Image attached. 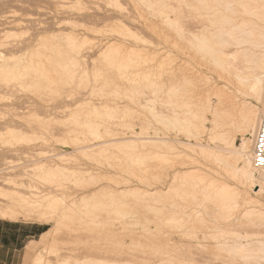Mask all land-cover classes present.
Instances as JSON below:
<instances>
[{
  "label": "bare ground",
  "instance_id": "1",
  "mask_svg": "<svg viewBox=\"0 0 264 264\" xmlns=\"http://www.w3.org/2000/svg\"><path fill=\"white\" fill-rule=\"evenodd\" d=\"M117 1L119 2V0H115V2H117ZM141 1H143V5L147 6L148 8H151V9H154L155 8L154 4H156V3L158 4L159 1H160L159 3L164 2V0H141ZM153 1L156 3H153ZM179 1H181V0H179ZM196 1H198L199 5H201L200 3H204V0H196ZM209 1H211V6H209L207 4L208 10L207 9H206V11L204 10L203 11L204 14L201 13L202 11H199L200 14L195 13L196 17H194V18H196L197 20H201V18H202L204 20L205 18H203V17L206 16L207 19L210 18L209 19L210 20V26H206L205 23L203 22V20L201 22H198V23L203 22L205 26L202 27L201 32H199L198 34L192 35L193 37L190 39L191 40L190 45H191L192 49L191 48H189V49L192 50L193 52L194 51L197 52L198 55H201V58H204L203 59L204 61H205V59H208V60H210V61L206 60L208 63L211 64V62H212V65L214 68H211L212 66H209L210 64L208 65V67L210 68V73H212V75L216 76V77H212V75L211 76H204L203 75L202 77H199V76H197V77H186V79H185L186 81L189 80V81H191V83L194 84V87H193L194 89L192 91V97H191L192 100H190V96H189V98H188L189 101H186L185 99L187 97L183 98V96H182V97H180V98H182V100L179 101L178 97H179V94L182 92H180L181 90L177 86L176 87L178 89L173 87L174 86V84H173V86H172V88H170L169 92L167 91L168 98L170 97L169 99L171 101H169V99L167 98V95L164 93V95H166V97H164L163 102L161 99L159 100V98H155L156 100L152 101L154 99V97L157 96L156 94H154L153 99L149 98L150 100L152 99L151 101L147 100V102H145L144 105L141 104L142 106H144V108H146V109H144V108L143 109H144V111L146 110L148 112V114L151 112V115H152V112H153V114L155 111L157 112L156 115H158V116L154 115V119L157 118L156 121L161 120L163 123L170 126V128H168L169 130L167 133H164L165 130H161V131L156 130L155 129L156 127L155 128L153 127L154 128L153 129L150 126V123H148L146 125V122H148V120L146 121V119L150 115L149 114L145 119V121H146L145 125L147 128L144 127V129L146 131H143L142 133L141 132L140 133H137V132L132 133V135H130L131 137H129V136L127 137L125 135L126 137H123V138H121L122 135H121V137L119 136L120 134L119 135L118 134L110 135L111 133H108V132H114V131H111V129L109 131L108 126L106 129V127L104 126L105 123L102 124V122H101V120H104V119L100 120V122H101V124H100V123H98L99 121H97L95 119H93L94 121H92V118L93 117L95 118L97 115L101 116L103 114H107L110 116L111 119H113L114 114L116 113L115 114V116H116L121 109L119 107V105L116 104L117 106L116 107L112 106L113 107L112 108V107H109V105L106 103L107 104V107H106L105 106L106 104L104 105L103 104L104 102H103L102 104L104 105V107H101V106L96 107V106H93L90 104L92 106L90 108V105L86 104V105H89L88 107L90 109L94 108V111H95L92 114V110H90V112H91L90 114H92V115L90 116V114L88 113V116L91 118L89 120L85 119L86 122L82 121V122L86 123V124L85 123L84 124L87 128V132H88V129L90 131H91V129H94L89 133L92 134V132L95 131L93 133V137L95 138V137L99 136L100 141H103L101 144L105 145V147H107L106 149H111V148L115 147V150H113V151L110 150L109 151L110 153L109 152L107 153L110 156V157H108V155H107V158L110 159L112 157L111 158L112 164L114 165L112 169H114V167H115L116 171L118 170L121 174H123L122 176H124V177H122L121 174H119L120 176L119 175L117 176V173L112 174L113 176L112 175L110 176L109 174H108L109 176H107L106 173H102V174H106V176H102L101 174H100V176H98V174L91 175L92 176L91 181L95 180V182L94 181H93V183H91L90 181H89L90 183L87 182V184H88L87 187H90V186H94V188L97 187L95 185L96 184L98 185V182H101V179L103 177L108 179L112 183V185H108V187L106 186V187H102V188L99 187L100 189L95 191V193L92 191L94 193L93 196L89 199H87L89 196L87 198H82V200L79 202V204H77L76 202H73V203L67 205V203L65 204V201L63 200L64 198H62V199H60L61 197L60 198H58V197L52 198L53 202L49 201V205H48V203L46 205V206H49V208L47 207V210L48 209L51 210L48 213L49 216H48L47 212H45L43 214L41 213V215L36 217L37 221L35 219L34 220L38 223H42L45 225L53 223L54 224L53 231L52 232H46L45 234H43L40 242H32L31 244H29V247L27 248L28 254H31L32 252H34L35 250H37L41 246L44 248V251H46L47 250L46 246H47L48 240L50 238H54V236H55L54 233L55 232L57 233V231H59L62 227H65V226L70 227V226H74V224L78 225V224L74 223V221L75 222L78 221L79 224L84 222L85 224L82 223L84 226L93 225V228H94V225H96V224H97L96 226H99V223H96L97 218H95V215H97L95 213V210H97V209L100 213L102 210H104V208H105V210L103 211V213L107 212V210H108L109 213H112L111 215L114 216L113 217V218H115V221L113 220L114 222H117L118 224H119V222H120V224H122V223L124 224V222H125V224H127V225L124 224L126 227L123 224L121 225V227L124 226L126 229L128 226L130 228V225H128L129 224L128 222L131 221L134 217L138 216V215L134 216V214L139 213L140 212L139 209H142L141 211H143V213H145V215L146 214L149 215V216L147 215L149 217V218H147V220L150 219L151 214H154L155 218L157 219V221H155V222L158 225H155V227L156 226H158V227H157L156 231H155V229L153 231L156 232L155 237H156V241L158 243L157 254L159 255L158 256L159 257V264H199V263H202V264H219V263H226V264H264V205L260 201V199L264 196V181L259 179L260 176L262 177V179H264V172L257 169V167L254 165V156H253V137H254L260 123L264 121V0H209ZM77 3L79 4L80 1L78 0ZM206 3H208V2H206ZM209 4H210V2H209ZM80 5H81V3H80ZM167 6H168V4H167ZM204 6L202 5V7H198V10H199V8L205 9ZM163 8H165V7H163ZM73 9H74V6H73ZM75 10L80 12L81 9L77 8ZM194 11H196V10H194ZM159 12H160V10H159ZM162 13L163 12H161L160 16H162ZM166 14H165V16H167ZM165 16H163V17H165ZM171 20L172 19H170V17L167 20L165 17L164 21H167L169 26L171 27V29H173L172 27L176 26V23L174 24V22ZM164 21H163V23H164ZM71 22L72 21H70L68 23V21H67L66 24L68 25ZM74 22H72V23L75 24ZM10 23L9 24L12 25V22H10ZM14 24L15 23H13V25ZM62 24H61V26H62ZM73 24H70L69 26H71V27L73 26V29H75L77 26L79 28L80 24L78 25L77 22H76L77 26L76 25L74 26ZM81 27H83L82 24H81L80 28ZM75 30H71V32H69V33L67 32L65 34L64 33H59V34H55V33H51V34L46 33L45 34L44 33L45 35L41 36L42 39L39 41L40 43L37 44L35 47H33V50L35 51L36 50L35 48H37L36 51L39 53L41 52V50L44 51V52H42L44 55L42 57L43 59L40 57L41 60L34 59V61H33L32 57L30 55H28V56H30V58L32 60L30 64L28 63L29 61L28 62L26 61L27 64H29L30 68L32 66V68L34 67L37 70H39L40 73L46 74V75H47V73H50V72L54 73L53 76L51 74H48V76L51 75L52 77L51 76H49V77L44 76L43 78H45V80L47 77L48 78L51 77L50 79H52L51 80L52 82H53V80L57 81L59 83H60V81H58V80H61L62 83H64V82L70 83V81L72 82V80L75 78H73L74 77L73 74H71L72 76H70V73L73 72L75 74L74 68H76V66L80 65V61H77L78 57H76V61H75V57H73V56L78 54L77 56L80 57L81 53L78 51H79V49H81L83 47V46H81V45H83V43L81 44L82 40H81V38H79L80 36H79V34H77L75 32ZM112 30L116 31V32H122L124 36L127 35V36H129V38L134 39L135 42L143 43L144 45H147V47L150 45L149 41L143 40L142 37H140V35L136 34L134 31L132 32V30L123 22H120V21L115 22L113 27H112ZM167 45H168V43H167ZM3 46H4V42H3V44H0V48H2ZM23 47L26 48L27 46H23ZM28 47H30V46H28ZM38 47L39 48L42 47V49L41 48L39 49ZM48 47L50 48L49 49L50 51L46 52L47 49L45 50V48H48ZM3 48H6V46ZM13 48H15V47H13ZM31 48H32V46H31ZM10 50H11V48H10ZM26 50H30V49L28 48ZM38 50H40V51H38ZM12 51H14V49H12ZM72 51H74L75 54ZM121 51H123V52L125 51L126 52L125 54H127V56L129 57V58L127 57L125 60L123 59L125 64H123L122 69L124 67L125 70L127 71V67L132 65L133 62H135V64H136V62L138 61V59H136L137 57L136 58L134 57L137 50L128 49L127 46L125 48V46L123 47V45L112 44V45L108 46L106 48V50H104V53L107 55L108 59H109L108 53L109 54L111 53L110 55H114V56H111L110 59L111 58L116 59V60H114L115 62H113V63L117 64L119 62L118 60H120L122 57L125 58V56H126V55H123L120 59H118V55L120 57V54H123V52L121 53ZM142 51H140V54H138L139 52L136 54V55H140L139 56L140 58L144 56V55H142ZM1 52L2 51H0V58H2V60H4L3 58H5V57H3V56L6 55V53L3 55V52L2 53ZM37 52H35V54H37ZM50 52L52 53V55L49 56V54H51ZM64 52L67 55L70 54V52H72L73 54L72 53L71 54L73 56L72 55L71 56H72L73 60L76 63L78 62L79 64L73 63L74 61L71 60L72 59V58H70L71 56L69 57V55L67 56L66 54L65 55H66L67 59H65V61H64L65 63H63V61H62V64H61V62H60L61 58H59V57L62 56V58H64L63 57ZM26 53L29 54L28 51L27 52L25 51L24 54L27 55ZM45 53L46 54L49 53V54L46 55ZM117 53H120V54L117 55ZM60 54H62V55L60 56ZM105 54H103V55H105ZM143 54H144V52H143ZM7 57L5 58L6 59L5 61H7V64H8L9 62H11V57L9 56L10 57L9 61H8ZM81 57H82V55H81ZM69 58H70L71 62H69L70 61ZM140 58H139V61H140ZM144 58L143 59L141 58V60L146 63ZM167 58L169 59V57H167ZM20 59H22V58H20ZM58 59H60L59 60L60 63L58 62ZM127 60L130 61V62L128 61L129 64H127L128 62L126 63ZM199 60H201V62L203 61L202 59H199ZM5 61H3V62H5ZM139 61L137 62L138 64H140V65L145 64L142 61H140L141 63H139ZM152 61H154V60H152ZM206 61L203 63H206ZM57 62H58V65H57ZM110 62H111L110 64L112 65V60H110ZM12 63H14V60H12ZM208 63H206V64H208ZM5 64L6 63L2 64V66L0 65L1 68H3V66ZM75 64H76V66H75ZM108 64H109V61H108L107 65ZM110 64L108 65L109 67H111ZM114 64H113V66H114ZM160 64H162V63H160ZM70 65L72 67H70ZM117 65H116V67H117ZM169 65H170V61H169ZM9 66H10V64H9ZM9 66L8 65L6 66V68L9 69L7 72L5 69L4 70L2 69L3 73L6 72L7 74L5 75L2 73L3 75H0L1 76L0 80L5 79V77H6V81H7L9 79V76L11 77V73H12V75L15 76L14 77L15 79L12 78V81L15 80L17 83L16 84L14 82L16 84L14 86L19 85V87H20L21 85H23V83H21V85L18 83V82H20L19 78L21 76V78H20L21 82H24L22 80H24V77L26 75L23 72L26 71L25 69L28 67V65L23 67L20 63V65L18 67L16 66L17 68L24 70V71L21 70V72H20V70L17 69V70H19L20 73L16 71V67L15 68L13 67L14 69H12V68H9ZM133 66H131V67L134 68ZM161 66L159 65V67H161ZM68 67H70L72 70L69 71ZM114 67H112L111 69H116V67L115 68ZM139 67L140 66H138V69H139ZM32 68H31V72L34 71V70H32ZM50 68H51V70L49 72ZM161 68H163V67H161ZM169 68H170V66H169ZM57 69H59V70H57ZM119 69H120L119 70L120 72L123 71L121 69V67ZM129 69H130V67H129ZM14 70L17 73L16 72L13 73ZM155 70H156V68H155ZM10 71H12V72H10ZM99 71L102 72L101 70H99ZM136 71L138 72L139 70H136ZM136 71H135V74H136ZM153 71H151V72H153ZM158 71L160 72V70H157V72L156 71L155 72L158 73ZM8 72L10 73L9 75H8ZM149 72L150 71H148V73ZM169 72H170V70L168 69V72H165V74L166 73L168 74ZM21 73H22V75H19ZM33 73H35V72H33ZM36 73H38V72H36ZM40 73H38V74H40ZM148 73H144V74L148 75ZM153 73H150L151 75L146 76L145 79L147 80V78L152 76ZM171 73L173 74V72H170L169 74L171 75ZM0 74H1V72H0ZM14 74H16V75H14ZM17 74L19 75V77H17ZM27 75H28V73H27ZM144 76L145 75H143V77ZM154 76H156V75L153 74V78H154ZM159 76H161V74H159ZM177 76H179V75H177ZM177 76H174V78L177 79L178 78ZM34 77H35V75H33V77H31V78H34ZM132 77H133V75H132ZM137 77L139 78V75ZM143 77H142V79H143ZM26 78H27V80H29L30 83L29 82L28 83L31 84L30 85L31 87H29V84L25 83L26 87L24 86L23 90L26 88V91H28V88H29V90H31L30 88H32L33 79H31V81H32L31 82L30 78L29 79H28V77H26ZM26 78H25V80H26ZM184 78H185V76H184ZM184 78L182 80H184ZM114 79H115V77H114ZM126 79L127 78H125V80ZM131 79H133V78H131ZM17 80H18V82H17ZM36 80H38V77L34 78L35 82H36ZM98 80L99 79H97V82H98ZM42 81H43V79H42ZM51 81H49V82L51 83ZM79 81H80V85H81L82 82L80 79H79ZM186 81H185V83H186ZM1 82H3V81H0V85H1ZM49 82H48V85H49ZM130 82H131V80H130ZM135 82H136V80H135ZM200 82H203L204 87H205L204 89H202V91L198 90L199 85H200L198 83H200ZM6 84H8V82H6ZM11 84L12 85L8 84L9 89L6 91L7 93L11 87H12V89L14 87L13 83H11ZM40 84L45 86L44 83L43 84L40 83ZM104 84L106 85V83H104ZM110 84L111 83L108 82L106 86H109ZM36 85H37V83H36ZM105 85H103V88L101 87V85H100L101 88H99L98 86H96V87L100 91V90L104 89ZM133 85H135V84L131 85L133 89L138 88V87L134 88ZM27 86H28V88H27ZM43 86H41V90H43V88H44V91H45L47 88H49L47 86H45V87H43ZM49 86H51V85H49ZM38 87H37L36 91L38 90ZM18 88L14 87V90H16ZM35 88H36V86L34 87V90H35ZM97 88H95V89H97ZM173 88H175V89H173ZM14 90H13V92H14ZM152 90L156 91L155 88H153ZM161 90H164V89H161ZM177 90H180V91H177ZM47 91H48V89H47ZM176 91L178 92V95H177ZM11 92H12V90H11ZM13 92L11 94H13ZM18 92H16V93H18ZM35 92H34V94H35ZM95 92L97 94V91H95ZM117 92H114V93H116L117 96H121V93L120 92L117 93ZM137 92L138 91H135L134 93H131V94L127 93L126 95H125V93L123 94V92H122L123 97L121 96L118 98H125L126 97L127 99L128 98L130 99V98L136 97V96L139 97L138 95H140V96L143 95L142 97H145V95H146L145 93H147L144 91H140L138 94H136ZM160 92H162V91H160ZM235 92L239 95H243L245 98L240 99L239 97L234 95ZM151 93H153V92H151ZM97 95H96V97H98ZM102 95H105V94H102ZM102 95L99 97H102ZM175 95H177L176 96L177 101L174 100ZM186 95L184 94V97ZM158 96L163 97L162 95H158ZM108 97H109V94H108L107 98ZM112 97H115V96H112ZM38 98H41L40 95ZM104 98H106V97H104ZM166 99H167V101H165ZM172 100H174V102ZM156 101L157 102L159 101V104L161 102V104H160L161 106L157 103L159 106L156 107V108H162V109H159V110H162L160 112H159V110L157 111L155 107H154L155 109L152 108V106H154L156 104L155 103ZM252 101H254V102H252ZM27 103H26V106H27ZM31 103L32 104H30V105H33V102H31ZM36 103L34 102L35 106H36ZM134 103L136 104V101H134ZM151 103H155V104L152 105ZM40 105L41 104L37 103L36 108L39 106V108H37V109H40L41 108ZM10 106L13 107V105H10ZM14 107H13V109H15ZM34 107L32 110H34ZM125 107H124V109H125ZM86 108H87V106L85 108L83 107L82 109L85 110V112L87 113L88 108L87 109ZM126 108H128V107H126ZM7 109H9V106ZM37 109H35V110H37ZM10 110H11V108H10ZM30 110H31V107H30ZM149 110H151V111L149 112ZM11 111L16 112L17 109L11 110ZM79 111L82 112L81 114H83V112H84V111H81L80 109H79ZM79 111L77 109L78 113H79ZM1 112H5V110L0 111V113ZM111 112L113 113V116H111ZM125 112H127V110H125ZM137 112L141 113L140 111H137ZM11 113L9 112V117H10ZM37 113H38V111H37ZM139 113H137V114H139ZM2 114L3 115H1V116L4 117V113H2ZM14 114H16V113H14ZM5 115H6V113H5ZM77 115H79V117ZM77 115L76 116L78 118H80V113ZM1 116H0V118H1ZM88 116L86 115L85 117H88ZM138 116L142 117L141 114ZM143 116H145V115L143 114ZM155 116H156V118H155ZM5 117H7V116H5ZM36 117H38L37 114H36ZM13 118H14V116H13ZM16 118H18V116H16ZM99 118H101V117H99ZM7 119H9V118L7 117ZM10 119H9V121H10ZM83 119H84V117H83ZM4 121H5V119H4ZM51 121H53V120H51ZM54 121H56V119H54ZM90 121L93 122L92 123L93 125L96 122L98 123V125L99 124L103 125L104 127L103 126H101V127L98 126V127H100V129L105 128V131L103 133H105L107 131L106 132L107 134L105 133L103 136L102 131H101L102 134L99 132V130H100L99 128H98L99 130L95 129V128H97L96 125L92 126V128H91V125H90L91 122ZM27 122L30 123V121H27ZM38 122H40V121H38ZM67 122L68 121L63 122L65 124L64 125L65 129H66V127L69 128L68 127L69 123H67ZM104 122H107V121H104ZM111 123L114 124V122H111ZM163 123L162 124L159 123V124L163 125ZM5 124L6 125L3 124V126L6 128H5V130H2V131H4V133L0 132V137L2 136V138L3 137L11 138L12 135L16 136V133L19 135L18 132H20V131H18V130L20 129V127H21V129H22V127H23V129L25 128L24 130L26 132L29 131L26 128H29V129L31 128V127H29L31 124L28 125L27 127L26 126L25 127L24 126L17 127L19 124L17 123L16 125H14V122L12 123V121L5 123ZM107 124H109V121ZM116 124L117 123H115V126H116ZM61 125H62V123H61ZM118 125L119 124H117V126ZM3 126H0V129L3 128ZM15 126L18 129L14 128ZM79 126H80V124H79ZM83 126L81 125L82 128H83ZM125 126H127V125H125ZM150 129L153 131H151ZM83 130L85 131L86 129L84 128ZM125 130H127V129H125ZM148 130H149V132H147ZM96 132H97V134H96ZM89 133H87V135H86L87 139H88V135H90ZM112 134H114V133H112ZM125 134H127V133H125ZM129 134H127V135H129ZM108 135L114 136L115 138L110 137ZM117 135L120 138H118ZM106 136L108 138L110 137V138H112V139L114 138V139L108 140ZM25 137H26V135H25ZM99 137H97V138H99ZM143 137H146V138H143ZM2 138H0V140ZM15 138L13 137V139H15ZM17 138H19V136ZM83 138L86 139L85 136ZM94 138H91V140H93ZM97 138H96V140H98ZM239 138H241V144L240 145L237 144ZM19 139L21 141V137ZM78 139H79V141L82 140V139L80 140V138H77V140ZM85 139L83 141L86 142ZM6 140H8V139H6ZM25 140L26 139H24L23 142H26ZM4 141H5V138H4ZM136 141L141 142V145L144 148V151L139 150V147L136 144ZM87 142H89V140H87ZM94 142H95V139H94ZM101 144L98 145L100 147V149L102 146ZM151 147H153V148H151ZM100 149H99V151H100ZM111 151H112V153H111ZM43 154H44V156H47V154H45V153H43ZM104 158H106V155H104ZM59 159L62 160L61 157ZM109 159H108V161H109ZM106 161H107V159H106ZM131 163H134V165L136 164L139 166L135 167L133 165V167L132 166L130 167ZM109 164H110V161H109ZM108 167H112V166L108 165ZM134 167L137 169H141L140 172L137 169L134 172V169H135ZM131 168L132 169L134 168V169L132 170ZM45 169H44V172H45ZM41 170H43V168H41ZM63 170L64 169H61L59 167L49 169L45 179H47L48 182H50V185H51V183H52V185L56 184L59 181L57 179V176H58V178H60V173H61V176H63V177H65V174H66V176H68L67 173H64L66 170H64V172L62 173ZM5 173H6V171H5ZM99 173H101V172H99ZM139 173H141V174H139ZM69 175L71 176V173ZM96 175L99 177V179H97L98 181L96 180V178H98V177H96ZM114 175H116V176H114ZM41 176L43 177L44 175H41ZM41 176H39V177H41ZM93 177H96V178H93ZM65 178H63V179H65ZM41 180H44V179H41ZM61 181H62V179H61ZM80 181L76 182V183L79 184ZM135 182L143 184L145 186H147V185L151 186L152 185L153 187H156L155 188L156 193L152 194L151 190L143 191V190H141V188L132 189L130 186L132 184H134ZM231 182H233V183H231ZM61 184H59L58 187L61 188V186H62ZM80 184H82V183H80ZM62 187H64V185ZM76 187H77V185H76ZM90 188H92V187H90ZM62 189H61V191H62ZM247 189H250V191L253 192L254 195H250ZM58 190H59V188H58ZM62 192H64V191H62ZM154 195L157 196L156 197L157 202H155V204H153L152 199H151V203H148V198H147V201H145L146 198L144 199V197L154 196ZM9 196H11V195H9ZM139 196H141L143 198V200H142V202H140V200H139L140 203L139 202L137 203V197H139ZM98 197H100V198L102 197L104 199V200H102L103 202L101 201V199L99 200ZM21 200H23V199H21ZM29 201H31V200H29ZM25 203H26V201H25ZM30 203H31V206H33V202H30ZM22 204H24V203L22 202ZM36 205L37 204L35 203V206ZM27 206L29 207L28 204H27ZM37 206L40 207L42 205L38 204ZM63 206H64V208H63V210H61ZM6 207L7 206H5V208H3V207L0 208V219L16 222L19 218H21V216H20L21 212L19 213L17 210H14L15 208L12 209L10 207H8V208H6ZM39 207H37V208H39ZM31 208H33V207H31ZM37 208L36 209L34 208L35 211L38 210ZM18 209H19V207H18ZM137 209L139 210V212L138 211L135 212ZM39 210L37 212H39ZM58 210H61L63 213L61 212L62 213L61 217L57 218L56 215H57ZM31 211H33V210H31ZM99 212H97V213H99ZM35 213L36 212H34V214L33 213H31V214L37 215ZM28 214H30V213H28ZM28 214H27V216H29ZM33 215H30V216L33 217ZM24 216H26L25 213H24ZM109 216H110V214H109ZM96 217H98V216H96ZM105 217H106V215H105ZM108 217H106V218H108ZM103 218L104 217H102V219ZM152 218H153V216H152ZM155 218L153 219V221L155 220ZM100 220L101 219L98 218L99 222L102 221V220L101 221ZM127 220H129V221L127 222ZM66 221L67 222L69 221V222L67 223ZM150 221H146V222L149 223ZM133 222H134V225H136L134 220H133ZM137 222L139 224L140 221H137ZM101 223H100V225H101ZM82 224H80V225H82ZM104 224H106V223H104ZM138 224L136 226H138ZM151 224H153V223H151ZM80 225H78V226L81 228ZM131 225H133V223ZM102 226H103V224H102ZM73 228H75V227H73ZM88 228L90 229V227H88ZM93 228H91V229H93ZM93 230L95 231V229H93ZM98 230H100V229H98ZM102 230H103V228H102ZM92 231H90L89 233H91ZM133 231H135V229ZM145 231H148V230H144V232ZM83 233H86V232H83ZM89 233H87V234H89ZM109 233L111 234L112 232L110 231ZM93 234L94 233H92V235ZM51 241H52V239H51ZM85 243H86V241H85ZM52 250H53V248H52ZM49 254H52V251ZM78 261L75 264H96L95 259L91 256L84 258L83 261H80V262H78ZM99 261L102 262V264L106 263V261L104 263L101 260H99ZM99 261H97L98 262L97 264H101ZM107 263L111 264L109 262H107ZM36 264H49V263H47L44 260L43 256H39V258L36 259ZM114 264H117V263H114Z\"/></svg>",
  "mask_w": 264,
  "mask_h": 264
},
{
  "label": "rangeland",
  "instance_id": "2",
  "mask_svg": "<svg viewBox=\"0 0 264 264\" xmlns=\"http://www.w3.org/2000/svg\"><path fill=\"white\" fill-rule=\"evenodd\" d=\"M77 1L78 0H0V44H3V42H4L3 47L6 46V48H3V47L0 48V51L3 52V55L6 53V55H4L3 57L6 58L8 56L7 57L8 61L10 60V57H11V62H9L8 64H7V61H5L6 60L5 58H3L4 60H2V58H0L1 59L0 60L1 66H2V64L6 63L3 66V68H1V66H0V72H1L0 75H3V74L6 75L7 74L6 72L9 69L6 68V66L7 65L9 66V64H10L9 68H12V69H14L16 66L18 67L20 65V63L23 67L28 65V67L25 69L27 72L16 67L17 72H19V70L21 72V70H22V71H24L23 73L26 75L24 77V80H22L24 82H21V79H20L21 76L19 78L20 82H18V80H17V82L20 85H21V83H23V85H21L20 87H19V85L14 86L17 83L15 80L12 81V78L15 79L14 78L15 76H13L12 73H11V77L9 76V79L7 81H6V77H5V79L0 80V81H3V82H1V85H0V108L2 110H5V112L0 113V116L3 115L2 113H4V117L1 116V118L3 120L0 118V126H3V124L6 125L5 123H8L10 121H12V123L14 122V125H16L18 123L19 125L17 127H20V126H24V127L26 126L27 127L28 125L31 124L29 126V127H31L30 129L26 128L27 130H29L27 132L24 130L25 128L23 129V127H22V129H21V127H20V129L18 131H20L21 133L17 131L19 133V135L17 133H16V136L12 135L14 138L16 137L15 139H13L12 136H11V138H6V137L2 138V136L0 137V138H2L0 140V179H1L0 180V191H1L0 192L1 193L0 194V208L1 207L5 208V206H7L6 208H8V207H10L12 209L15 208L14 210H17L19 213L21 212V214H20L21 218H19L16 221L18 223H28L30 225H34V227H38V225H40L39 227H40V231L42 233H41V235H38L36 237V239L33 240V242H40L43 234H45L46 232H52L53 231V228H54L53 223L45 225V224L36 222L37 221L36 217L41 215V213L43 214V213L47 212V214H48L49 211H51L50 209L47 210V207L49 208V206H46V205H47V203L49 205V201L53 202L52 198H55V197H58V198L61 197L60 199L64 198L63 200L65 201V204L67 203V205H69L73 202H76L77 204H79V202L82 200V198H87L88 196L89 197L87 199L91 198L93 196V194L95 193V191L100 189L99 187L102 188V187H106V186L108 187V185H112V183L108 179L103 177L101 179V182H98V185L97 184L95 185L97 187L94 188V186H90V185L89 186L92 188L87 187V185H88L87 182H89V181L91 183H93V181L95 182V180L91 181L92 180L91 175L98 174V176H100V174H101L102 176H106V174H107V176H109V175L111 176L112 174L117 173V176H118L119 174H121L118 170L116 171L115 167H114L115 170L112 169L114 166L112 164V159H111L112 157L110 159L107 158V155H108L107 153L110 150H112V151L115 150V147H113L111 149H106L107 147H105V145L101 144L103 141H100L99 136H97L99 138L93 137V133L95 131L92 132V134L89 133L94 129H91V131L88 129V132H87V128L85 126V124H86L85 119L89 120L91 118L88 116V113L89 114L91 113L90 110H92V114H93V112H95L94 108L90 109L92 107L91 105L96 106V107H99V106L104 107V105L107 103L109 105V107H112V106L116 107L117 106L116 104H118L119 107L121 108L116 116H115V114H116L115 112H114L115 113L114 116L112 113L113 111L111 112V116H113V119H111L110 116L107 114H103L101 116H98L95 113L98 116V117L96 116L97 118L96 117L94 118L92 116L93 117L92 121H94L93 119H95V120L99 121L98 123H100V124H101V122H102V124L105 123L104 126L106 127V129L108 126L109 131H110V129H111V131H114V132H108V133H111L110 135H116V134L119 135L120 134L119 135L120 137L122 135L121 138L126 137V136L131 137L130 135H132V133H136V132L142 133L143 131H146L144 129V127L147 128L146 125L148 123H150V126L152 128L156 127L155 128L156 130H158V131L165 130L164 133H167L169 130L168 128H170V126L166 125L161 120L160 121L157 120L159 123H161V124L163 123V125L164 124L165 125L163 126V125L159 124L156 121V119H157L156 116H158V115H156L157 112L155 111L154 114L152 112V115H153L152 116L151 112H150L151 110H149V112H150L149 114L151 115L150 116L146 110L144 111V109H146V108H144V106H142L141 104L144 105L145 102H147V100L151 101L153 99L154 94H156L157 96H155L152 101L156 100L155 98H159V100L161 99L163 102L164 97H166V95H167V91L169 92V90H170V88H172L173 84H174L173 87H175V88L178 87L181 90V91L180 90H177V91H180L183 93V94L182 93L179 94V97H178L179 99L177 98L179 101L182 100V98H180L182 96H183V98L187 97L185 99L186 101H189L188 100L189 96H190V100H192L191 97H192V91L194 89L193 88L194 84L191 83V81H189V80H187L188 81L187 82L185 80L186 77H197V76L202 77L203 75L204 76H211L212 75V73H210V68L208 67V65L210 63L207 62L210 60L205 59V61L207 60L206 63H208V64L203 63V62H205L203 60L204 58H201V55H198L197 52L194 51L195 52L194 53L192 50L189 49V48H191V45H190L191 40L190 39L193 37L192 35L198 34L199 32H201L203 26H205V25L210 26V20H209L210 18L207 19V17L204 16L203 17V18H205L204 20L202 18H201V20H197L196 18H194V17H196L195 13L200 14L199 11H202L201 13H203L204 10L205 11H206V9L208 10L207 4L209 6H211V1L204 0V3L199 2L201 5H199L198 1H196V0H181V1H179V0H177V1L176 0H164L163 3H159L160 2L159 1L158 2L159 5L153 1V3H156V4H154L155 5L154 9L148 8L147 6L143 5V1H141V0H119V2L117 1L118 3L115 2V0H79L81 5H80V3L78 4ZM205 1L208 3H206ZM209 2H210V4H209ZM167 4H168V6H167ZM202 5L203 6L205 5L204 6L205 9L199 8V10H198V7H202ZM73 6H74V9H73ZM163 7H165V8H163ZM77 8L81 9L80 12L75 10ZM192 8L193 9L195 8L194 10H196L198 13L196 11H194ZM159 10H160V12H159ZM161 12H163L162 16H160ZM165 14L167 16H165ZM163 16L166 17V20L170 17V19H172L171 21H173L174 24L176 23V26L172 27L173 29H171L168 22L164 21L165 17H163ZM202 20L205 23V25L203 22L198 23V22H201ZM67 21H68V23L70 21H72V22L75 21L74 22L75 24H73L72 22L70 23V24H73L74 26L75 25L77 26V24H76V22H77L78 25L80 24L79 28L77 26L76 28L74 27L76 30L73 29V26L71 27V26H69L70 24H68V25L66 24ZM118 21L126 24L132 30V32L134 31L136 34L140 35V37H142L143 40L149 41L150 45L148 44L149 46L147 47V45H144L143 43L135 42L134 39L129 38V36H127V35L124 36L122 32L113 31L112 27H113L114 23L118 22ZM163 21H164V23H163ZM10 22H12V25H10L11 24ZM13 23H15V24L13 25ZM60 23L61 24L63 23L62 24L63 27L61 26ZM81 24L83 27L80 28ZM71 30H75V32L77 34H79V36H80L79 38H81V40H82L81 44L83 43V45H81V46H83L81 48L82 50L79 49V51H78L81 53L82 57L80 54H79L80 57L77 56L78 54L73 56L72 54L73 53L75 54L74 51H72L73 53L70 52V54H68L69 57L71 55L73 57H75V61H76V57H78L77 61H80V65L76 66V64H79V63L78 62L76 63L73 60L72 56L70 57V58H72L71 60L74 61L73 63H76L75 64L76 68L73 67L75 70V71L73 70L75 72V74L73 72L70 73V76H72L71 74H73L74 75L73 78H75L72 80V82L70 81L71 84L68 82L62 83L61 80H58V81H60V83L57 81H54V80L52 82L51 81L52 79H50V78L54 75V73L50 72L51 68L49 69L50 73H47V75L40 73L39 70H37L34 67L32 68V66H31V68L34 71L31 72V68H30L29 64L31 63L32 60H31L30 56L32 57L33 61H34V59L41 60V58L44 56L42 53V52H44L43 50H41V52H40L41 54L36 51L37 48H35L36 49L35 51L33 50V47H35L37 44L40 43L39 41L42 39L41 36L45 35L46 33H48V34L64 33L65 34L67 32L68 33L71 32ZM167 43H168V45H167ZM112 44L123 45V47L125 46V48L127 46L128 49L137 50L134 57L135 58L137 57L136 59H138V61H139L140 55H136V54L138 52H139L138 54H140V51L143 50L142 55H144V56L141 58L143 59L146 56L144 58L146 63L143 62L140 58V61H142L145 64L140 65L137 63L138 61L136 62V64H135V62H133L132 65H130V66L128 65L130 67V69H129V67L126 66L127 67V71H126L124 67L122 69V66H123V64H125L124 60L128 56H127V54H125L126 53L125 51L124 52L121 51V53L123 52V54L117 53V55L120 54V57L118 55V59H120L123 55H126V56H125V58L122 57L120 60H118L119 62L117 61L119 63V64L117 63L119 66L115 63L117 65V67H116V65L113 63V62H115L114 60H116V59H112V58L110 59V57L114 56V55H110L111 53L110 54L108 53V55H109V59H108L107 55L104 53V50H106V48ZM23 46H27V47L24 48ZM28 46H30V47H28ZM31 46H32V48H31ZM13 47H15V48H13ZM10 48H11V50H10ZM28 48L30 50H26ZM40 48L42 49V47H40ZM12 49H14V51H12ZM49 49H50L49 47L45 48L46 52H49L50 51ZM25 51L26 52L28 51L29 54L26 53L27 55H25L24 54ZM38 51H40V50H38ZM35 52H37V54H35ZM143 52H144V54H143ZM48 54H46V55H48ZM63 54H64L63 55L64 58H62V56H61L62 54H60L61 57H59V58H61V60L58 59V62L60 60L61 64H62V61H63V63H65L64 61H65V59H67V57H66L67 54L65 52ZM103 54H105V55H103ZM28 55H30V56H28ZM50 55H52V53L49 54V56ZM167 57H169V59ZM20 58H22V59H20ZM70 58H69V60H70ZM199 59H202L203 61L201 62V60H199ZM12 60H14V63H12ZM71 60L69 62H71ZM110 60H112V65L110 64L111 63ZM152 60H154V61H152ZM3 61H5V62H3ZM26 61L27 62L29 61L28 62L29 64H27ZM108 61H109V64L111 67L108 66L109 64L107 65ZM128 61L129 60H127L126 63ZM140 61H139V63H141ZM169 61H170V65H169ZM58 62H57V65H58ZM129 62L127 64H129ZM160 63H162V64H160ZM113 64L116 67V69H111L112 67H114ZM159 65L160 66L162 65L161 67H163V68L159 67ZM131 66H133L134 68H132ZM138 66H140L139 69H138ZM169 66H170V68H169ZM209 66H212L211 68H214L212 65V62ZM70 67H72V66L70 65ZM70 67H68L69 71L72 70ZM120 67L123 70L122 72L119 71ZM155 68H156V70H155ZM2 69L3 70L5 69L6 72L3 73ZM17 69H19V70H17ZM168 69L170 70V72H173V74L171 73V75H170L169 74L170 72L168 74L167 73L165 74V72H168ZM57 70H59V69H57ZM99 70H101L102 72H100ZM136 70H139V71L137 72ZM157 70H160V72L158 71V73H156ZM16 71L14 70L13 73H15ZM135 71H136L137 75L135 74ZM148 71H150V72L148 73ZM151 71H153L154 73ZM10 72H12V71H10ZM33 72H35V73H33ZM36 72H38L40 74H38ZM27 73H28V75H27ZM144 73H148V75H151L150 73H153L156 76H154V78H153V74H152V76L148 77L146 80L145 78L148 75H146ZM9 74L10 73L8 72V75ZM48 74H51L52 76L49 75L51 77L48 78L49 77ZM142 74L145 76L143 77ZM159 74H161V76H159ZM176 74L179 76H177ZM14 75H16V74H14ZM19 75H22V73ZM19 75L17 74V77H19ZM33 75H35L36 78L38 77V80H36V82L34 81L35 77L31 78V77H33ZM132 75H133V77H132ZM138 75H139V78L137 77ZM44 76L45 77L48 76L47 77L48 79L46 78V80L48 82L51 81V83L49 82V85H51V86H49L48 82L45 80V78H43ZM174 76H177L180 80L178 78H177L178 80L175 79ZM184 76H185V78H184ZM26 77H28V79L30 78V81H31V79H33V82L31 81L33 83L32 88H30L31 90H29V88L27 86L28 91H26V88L24 89L25 91L23 90V87L26 85L25 83H27V84L30 83ZM114 77H115V79H114ZM142 77H143V79H142ZM212 77H216V76L212 75ZM25 78H26V80H25ZM125 78H127V79L125 80ZM131 78H133V79H131ZM171 78L172 79L174 78V79L172 80ZM183 78H184V80H182ZM42 79H43V81H42ZM79 79L82 82L81 85H80ZM97 79H99L98 82H97ZM130 80H131V82H130ZM135 80H136V82H135ZM5 81L8 82V84H10V85H12L11 83H13V86L15 88H18V87L19 88L14 90V87H13V89L11 87L7 93L6 91L9 88H8V84H6ZM9 81L10 82L12 81V82L10 83ZM185 81L188 85L185 83ZM108 82L111 83L110 84L111 86L110 85L106 86ZM36 83L40 88L36 85ZM40 83H42V84L44 83L45 86L49 87V88H47L48 91H47V89L44 91V88H43V90H41V86H43V85H41ZM104 83H106V85ZM132 84H135V85H133L134 88H137V87L138 88L133 89L131 86ZM198 84H200L198 90L202 91V89L205 88L203 82H200ZM30 85L31 84H29V87H31ZM100 85L102 88H103V85H105V87L103 90L99 91V89L96 86L101 88ZM35 86H36V88L34 90ZM45 86H43V87H45ZM37 87H38V90L40 89L41 91L40 90L36 91ZM95 88H97V89H95ZM153 88H155L156 91L157 90L158 91L156 92L155 90H152ZM175 88H173V89H175ZM161 89H164V90H161ZM11 90H12V92L14 90L13 94H11L12 93ZM95 91H97L98 95L96 94ZM117 91L121 93L122 97H123L122 92H123V94L125 93V95H126L127 93L131 94V93H134L135 91H138L136 94H138L140 91L147 92V93H145L147 96L145 95V97H142L143 95L142 96L138 95L139 97L136 96V97H132L130 99L129 98L127 99L126 97L125 98H118L121 96H117V94L114 93ZM160 91H162L163 93ZM16 92H18V93H16ZM34 92H35V94H34ZM151 92H153V93H151ZM164 93L166 95H164ZM38 94L40 95L41 98H38L39 97ZM102 94H105V95H102ZM108 94H109V97L107 98ZM184 94L185 95L187 94V95L184 97ZM96 95L98 97H96ZM101 95H102V97H99ZM158 95H162V96L164 95V96L161 97ZM177 95H178V92H177ZM177 95H175V97H174L175 101H177L176 100ZM234 95H236L240 99L245 98L243 95H239L236 92L234 93ZM112 96H115V97H112ZM104 97H106V98H104ZM149 98H152V99L150 100ZM167 98H168V95H167ZM174 100H172V101L174 102ZM134 101H136V104L134 103ZM165 101H167V99ZM169 101H171V100L169 99ZM31 102H33V105H30V104H32ZM34 102L41 104L42 105V106L40 105L41 108L37 109V108H39V106L36 108L37 103L35 106ZM252 102H254V101H252ZM26 103H27V106H26ZM155 103H151L152 105H154V104L156 105V106L155 105L152 106V108H154V107L156 108L157 106H159L161 104V102L159 104V101L158 102L156 101ZM86 104H89V105L91 104L90 108L88 107L89 105H86ZM107 104L105 105L106 107H107ZM10 105H13V107L15 106L14 108L17 109V111L16 112L11 111V110H15V109H13V107H11ZM8 106H9V109H7ZM29 106L31 107V110H30ZM32 106L33 107L35 106L34 110H32L33 109ZM86 106L89 110V111L87 110V113L85 112V110L82 109L83 107L85 108ZM125 106L128 108H126ZM124 107H125V109H124ZM10 108H11V110H10ZM1 109H0V111H2ZM35 109H37V110H35ZM77 109H78V111H79V109L81 111H84L83 114H81L82 112L79 111L80 118H78L79 115H77V114H79V113L77 112ZM159 109H162V108H156L157 111ZM7 110L10 113L12 112L10 114V117H9V112ZM125 110H127V112H125ZM37 111H38V113H37ZM137 111H140L141 113H139ZM160 111H162V110H159V112ZM5 113H6V115H5ZM14 113H16V114H14ZM137 113H139V114H137ZM142 113L145 116H143ZM36 114L38 117H36ZM92 114H90V116ZM140 114L142 115V117L138 116ZM84 115L85 116L87 115L89 118L85 117ZM154 115H156L155 116L156 119H154ZM5 116H7L9 119L11 118L10 121ZM13 116H14V118H13ZM16 116H18V118H16ZM147 116H148V118L146 119ZM83 117H84V119H83ZM99 117H101V118H99ZM4 119H5V121H4ZM54 119H56V121H54ZM101 119H104V120H101ZM145 119H146V121L148 120V122H146ZM51 120H53V121H51ZM100 120H101V122H100ZM27 121H30V123ZM38 121H40V122H38ZM64 121H68L67 123H69V125L68 124L67 125L69 128L66 127V129H65V126H64L65 124L63 123ZM82 121H85V122H82ZM92 121H90L91 122V124H90L91 128H92V126L96 125L97 128H95V129H98V128L100 129V127L103 126L100 124L98 125V123L96 121H95L96 123L93 125ZM104 121H107V122H104ZM108 121H109V124H107ZM111 122H114V124H112ZM145 122H146V125H145ZM61 123H62V125H61ZM115 123H117L119 125L117 126V124H116V126H115ZM79 124H80V126H79ZM81 125L82 126L84 125L83 128L81 127ZM125 125H127V126H125ZM98 126H100V127H98ZM17 127L15 126L14 128L18 129ZM5 128L6 127L3 126V128L0 129V132L4 133V131H2V130H5ZM84 128L86 129L85 131L83 130ZM125 129H127V130H125ZM101 131L103 133L105 131V128L104 129L101 128L99 130V132L101 133ZM151 131H153V130H151ZM147 132H149V130ZM87 133L90 134V135H88V139L86 136ZM105 133H103V136ZM112 133H114V134H112ZM125 133H127V134L130 133V134L127 135ZM96 134H97V132H96ZM25 135H26V137H25ZM110 135H108V136H110ZM118 135H117V137H118ZM18 136H19V138L21 137V141L19 138H17ZM84 136L86 137V139L83 138ZM110 137H114V136H110ZM110 137L109 138L107 137V139L113 140L115 138L114 137L112 139ZM120 137H118V138H120ZM4 138H5V141H4ZM77 138H80V140L81 139L82 140L79 141V139L77 140ZM91 138H94L95 142H94V139L91 140ZM96 138L99 141L96 140ZM143 138H146V137H143ZM6 139H8V140H6ZM24 139H26L25 140L26 142H23ZM84 139L86 140V142L83 141ZM87 140H89V142H87ZM100 144L102 145L101 149L98 146ZM136 144L138 145L139 150L144 151V148L142 147L141 142L136 141ZM237 144L238 145L241 144V138L238 139ZM151 148H153V147H151ZM99 149H100V151H99ZM112 151H111V153H112ZM43 153L47 154V156H44ZM104 155H106V158H104ZM60 157L62 158L63 161L59 159ZM108 157H110V156L108 155ZM106 159H107V161L109 159L110 164H109V161L108 162L106 161ZM108 165H110L112 167H108ZM133 165H134V163H131L130 167L131 166L133 167ZM134 166L137 167L139 165L135 164ZM56 167H59L61 169L66 170L67 172L66 171L64 172V170H63L62 173L64 172V173H67V175H68V176H66V174H65V177H66L65 178V177L61 176V173H60V178L62 179V181L57 176V179L59 180L58 183L59 184L62 183L61 184L62 186L64 185V187L61 186V188L58 187V185H59L58 183L53 184V185L51 183V185H50V182H48V180L45 179L49 169L56 168ZM41 168H43V170H41ZM44 169H45V172H44ZM136 169L137 168L134 169V172L136 171ZM137 170H139V172H140L141 169H137ZM5 171H6V173H5ZM99 172H101V173H99ZM70 173H71V176L69 175ZM102 173H106V174H102ZM139 174H141V173H139ZM41 175H44L43 176L44 178ZM122 175L123 174H121V176ZM37 176L38 177L41 176V177L38 178ZM98 176L96 175V177H98ZM114 176H116V175H114ZM96 177H93V178H96ZM122 177H124V176H122ZM63 178H65V179H63ZM41 179H44V180H41ZM97 179H99V177L96 178V180ZM259 179L264 181V179H262L261 176L259 177ZM79 181L82 184L76 183ZM231 183H233V182H231ZM76 185H77V187H76ZM130 187L132 189L141 188V190H143V191L151 190L152 194L156 193L155 192L156 187H153L152 185L151 186L150 185L145 186L143 184L135 182ZM58 188H59V190H58ZM62 188L63 189L65 188V189L63 190ZM61 189L64 192H62ZM247 190H248L250 195H254L253 192L250 191V189H247ZM9 195H11V196H9ZM156 197L157 196L154 195V196L144 197V199L146 198L145 201H147V198H148V203H151V199H152L153 204H155V202H157ZM98 198H99V200L101 199V201L104 200L102 197L101 198L98 197ZM21 199H23L24 201ZM29 200H31V201H29ZM139 200H140V202H142L143 198L141 196L137 197V203L139 202ZM21 201L24 204H22ZM25 201H26V203H25ZM260 201L264 205V196L260 199ZM30 202H33V206H31ZM34 202L37 205L39 204L42 206H40V207L37 205L35 206ZM27 204L29 205V207L27 206ZM64 206L62 207L61 210H63ZM18 207H19V209H18ZM31 207H33V208H31ZM37 207H39V208H37ZM34 208L35 209L37 208L38 210L40 209L39 210L40 213L37 212L38 210L35 211ZM31 210H33V211H31ZM61 210L57 211V215H56L57 218L61 217V215L63 213ZM104 210H105V208H104ZM104 210H102V211L100 210L102 214L98 211V209L95 210V213L97 214V215H95V218H97L96 223H99V226H96L97 225L96 224V225H94V228H93V225L90 224L91 226L87 225L88 227H90V229H89L87 226H84L82 224L84 222L80 223L83 225L82 226L79 224L78 221H76V222L74 221V223L80 225L81 228L78 225L74 224V226L62 227L63 229L61 228L59 230L60 232L57 231V233L59 232L58 234L55 232L54 238H50L48 240V243L46 246L47 252L44 251V248L41 246L37 250L32 252L31 254H28L27 248L29 247V245H27L25 251H23V253L20 254L21 264H36V259L39 258V256H43L44 260L49 264H67V263L68 264H70V263L75 264L78 260H79L78 262H80V261H83L84 258L90 257V256L95 259L96 264L98 263L97 261H99V260L103 261V263L106 261V263H104V264H108L107 262H109L111 264H114V263H117V264H159V257H158L159 255L157 254L158 243H157L156 237H155L156 232L153 231L154 229L156 231L158 226L155 227V225H158V224L155 222V221H157V219L155 218L154 214H151L150 219L147 220V218H149L148 217L149 215L148 214L145 215V213H143V211H141L142 209H139L140 212L137 209L135 212L138 211L139 213L134 214V216H136V215H138V216L134 217L131 221L127 220V222L129 221L128 225H130V228L128 226L126 229L125 225H127V224H125V222H124L125 225L122 223L125 227L124 226H123L124 228L121 227L122 224H120V222H119L120 225L117 222H114L115 218H113L114 216L111 215L112 213H109V211L107 210V212L110 214V216H109V214L107 212L103 213ZM23 212L26 214V216L28 213H30V214H28L29 216L26 217V216H24ZM34 212H36L35 214H37V215H33ZM97 212H99L100 214ZM31 213H33V214H31ZM30 215H33V217H31ZM105 215H106V217H108V216L109 217L106 218ZM48 216H49V214H48ZM96 216H98V217H96ZM152 216H153V218H152ZM102 217H104V218L102 219ZM98 218L102 220V221L100 220L102 223L98 221ZM154 218H155V220L153 221ZM133 220L135 221L136 225L138 224L137 221H140L138 226L134 225ZM146 221H150V222L147 223ZM131 222L133 223L134 226L131 225L132 224ZM100 223H101V225H100ZM104 223H106L107 225ZM151 223H153V224H151ZM102 224H103V226H102ZM73 227H75V228H73ZM101 227L103 228L104 231L102 230ZM91 228L95 229V231ZM98 229H100V230H98ZM132 229L133 230L135 229L136 232L133 231ZM144 230H148V231L144 232ZM90 231H92V232L89 233ZM110 231L112 232L111 234L109 233ZM83 232H86V233H83ZM87 233H89V234H87ZM92 233H94V234L92 235ZM51 239H52V241H51ZM85 241H86V243H85ZM52 248L54 251L52 250ZM51 251H52V254H49ZM100 263L102 264V262H100ZM199 264H202V263H199ZM219 264H226V263H219Z\"/></svg>",
  "mask_w": 264,
  "mask_h": 264
},
{
  "label": "crops",
  "instance_id": "3",
  "mask_svg": "<svg viewBox=\"0 0 264 264\" xmlns=\"http://www.w3.org/2000/svg\"><path fill=\"white\" fill-rule=\"evenodd\" d=\"M39 226L0 219V264H21L20 254L42 233Z\"/></svg>",
  "mask_w": 264,
  "mask_h": 264
},
{
  "label": "built area",
  "instance_id": "4",
  "mask_svg": "<svg viewBox=\"0 0 264 264\" xmlns=\"http://www.w3.org/2000/svg\"><path fill=\"white\" fill-rule=\"evenodd\" d=\"M253 156L254 165L260 171L264 172V121L260 123L254 137H253Z\"/></svg>",
  "mask_w": 264,
  "mask_h": 264
},
{
  "label": "snow or ice",
  "instance_id": "5",
  "mask_svg": "<svg viewBox=\"0 0 264 264\" xmlns=\"http://www.w3.org/2000/svg\"><path fill=\"white\" fill-rule=\"evenodd\" d=\"M261 162L264 163V160H262Z\"/></svg>",
  "mask_w": 264,
  "mask_h": 264
}]
</instances>
